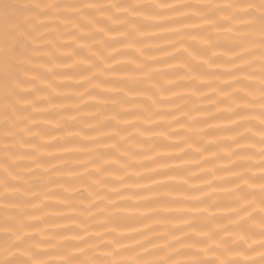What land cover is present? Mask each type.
Segmentation results:
<instances>
[{
  "label": "snow or ice",
  "instance_id": "obj_1",
  "mask_svg": "<svg viewBox=\"0 0 264 264\" xmlns=\"http://www.w3.org/2000/svg\"><path fill=\"white\" fill-rule=\"evenodd\" d=\"M141 8L149 9L152 13L145 19L178 25L176 28H161V31L175 37L168 41L173 49L168 57L176 63L169 64L168 67L174 70L184 69L191 75L178 76L176 81H166L167 84L178 86L186 79L187 84L191 86L192 95H199L200 87H211V81L206 83L202 80V76L214 75L204 70V66H207V69L220 67L217 63L219 58L213 49L226 44L232 51V56L226 61L231 65V69L225 73L232 79L226 86L240 87H233L231 95L234 97V106L227 109L229 124L227 130L234 133L229 139L235 145V148L227 153L228 167L205 173L212 176V179L204 180L202 186L197 187L189 183L190 180L198 178L197 174L189 173L185 176L187 169L183 166L194 163L199 167L201 161H193L185 157L193 150L195 154L207 150L206 147L196 146L197 140L193 138L203 132V129L196 127L199 122L189 112L183 111L182 106L173 105L175 110L189 122L187 127L189 134L180 135L177 143L167 145L176 149L178 154L158 152L153 157H147L146 159L156 164V167L147 168V176L137 173V180L147 179L149 183H137L135 186L145 190L168 189V182L181 180V183L168 191H157L152 203L171 195L172 191H198L199 196H186L183 201L186 206L179 209L186 216L180 221L183 227L174 226L171 232L154 231L144 223L147 217H141L136 222L143 224L145 230L152 232L151 237L144 236L135 228L129 229L132 233L130 236L112 235L117 233L120 224L128 219L120 213L127 210L123 207L126 200L132 199L129 196L125 200L121 196L120 189L113 187L103 195L99 192L94 193L98 199L90 202L89 207L95 208L96 215L103 217L102 226L103 224L115 226L105 228L103 232H89L82 221L75 226L80 231L70 236H60L58 259H43L42 257L49 253L42 250L41 245L50 244V240L37 239L39 230L34 222H43L35 213L44 205L43 202L39 205L33 203L38 199V194L30 186H11V181L17 180L20 175L13 173L12 169L19 165L16 159H11L9 155L11 148L6 145L4 158L0 161V171L4 173L3 178H0V188L3 189L0 191V201L5 202L0 204V225H2L0 226V264H264V0H227L225 3L195 5L185 3L122 5L117 2L69 4L61 0H27V2L0 0V125L6 129L5 139L10 136L20 137L21 148L29 145L33 149L20 159L27 158L35 169L41 168L39 146L31 145L30 140L25 139L26 136L38 135L32 130L36 126L33 113L39 99L37 94L43 91L37 86V82L47 83L46 74L40 71L45 67V63L41 62L52 63L77 56L80 51L78 48H72L66 55H56L60 48L68 47V44L62 41V37L68 36L73 43L92 41L91 44H83V48L97 46L111 49L107 56H100L95 52L92 55L96 56L106 69L112 70L113 65L108 64L107 60L117 51L112 47L116 41L97 40L96 37L98 35L108 37L112 33L123 39H128L133 34L145 35L143 31L145 24L137 20V17L142 15L138 12ZM181 9H195V11L188 14L180 11ZM166 13L175 15L168 16ZM153 27L161 26L156 24ZM132 46V44L124 45V47ZM137 51L142 52L141 49ZM249 57L251 59H248ZM257 61L258 85L251 79L255 73L247 71ZM81 63L88 65L83 69L84 71H90L95 66L88 60ZM114 63L119 65L118 61ZM60 66L69 67V65ZM141 68L143 65H137L136 70L139 71ZM237 73H245V75L237 76ZM47 74H51V69H48ZM142 75L152 88H157L161 93V99H168L163 95L162 88L151 83V71ZM88 79L85 77V80ZM91 79H95V73L92 74ZM119 83L123 86H113L108 90L124 92L125 87L129 86L127 81ZM132 83L135 85L138 82ZM47 86L51 87V84ZM212 91L215 93L217 89L213 88ZM172 96L179 98L177 93H172ZM147 98L152 105L159 103L150 95ZM112 103L115 105L117 101ZM141 110L149 112V115L153 114L148 107ZM253 111H257V114L251 115ZM119 116L121 113L113 115L111 119L117 120L118 124H130L128 120L118 119ZM208 118L213 117L209 115ZM256 121L258 123H255ZM148 122L152 121L149 119ZM100 126L112 127V124L110 120H105L100 122ZM87 127L89 130L93 129L92 125ZM121 131L122 129L115 127L110 136L107 133L100 135L106 139L119 136L120 141L131 138L130 135L128 137L120 135ZM140 134L143 135L142 132ZM158 135L168 139L177 134L168 133L165 136V133L161 132ZM86 138L95 142L94 137L86 136ZM102 147L118 150L119 142L104 144ZM123 155L128 154L125 152ZM254 156L259 157L258 163H249ZM104 157L105 153L98 151L93 160L84 161L81 166L91 164L94 171L85 167V174L97 177L92 180V185L106 188L104 174L105 166L109 161ZM169 159L178 160L180 164L173 166L163 162ZM118 162V159L112 161V163ZM131 166V164H120V169ZM34 168L27 167L29 175L33 174ZM252 169H258V172H253ZM218 171L227 172L228 178L217 176ZM157 176L164 179H153ZM128 179L127 173L116 176L117 182L125 189L131 187L124 183ZM217 180L232 185L230 189H219L230 198L227 203L212 198L218 191L214 186ZM24 183L31 184V181ZM105 200L107 203H104ZM8 201L14 202L8 203ZM211 209L226 214L217 215L210 211ZM88 218H93L91 213ZM64 231L72 232L73 229L65 227ZM81 231L83 235L80 234ZM177 232L179 234H176ZM123 239L131 240V244H122ZM154 240L160 243H154Z\"/></svg>",
  "mask_w": 264,
  "mask_h": 264
},
{
  "label": "bare ground",
  "instance_id": "obj_2",
  "mask_svg": "<svg viewBox=\"0 0 264 264\" xmlns=\"http://www.w3.org/2000/svg\"><path fill=\"white\" fill-rule=\"evenodd\" d=\"M22 2H27V0H22ZM61 2L69 4L117 2L122 5L156 3L195 5L225 3L227 0H61ZM180 11L190 14L195 9H181ZM138 12L142 15L138 16L137 20L145 24L143 29L145 35L133 34L128 39H123L112 33L108 37L102 35L96 37L97 40L116 41L112 47L117 51L113 52L111 58L107 60L108 64L113 65L112 70L106 69L104 64L92 55L95 52L97 55L107 56L111 49L97 46L83 48V44H91L92 41L85 40L73 43L68 36L62 37V41L66 42L68 47L60 48L56 55H66L72 48H78L80 51L77 56L52 63L41 62L45 63V67L40 71L46 74L47 83L40 84L37 82V86L43 91L37 94L39 99L33 113L36 126L32 130L38 135L25 137V139L30 140L31 145L39 146L38 155L42 164L41 168L35 169L27 158L20 159L25 153L32 152V147L25 145L21 148L19 145L20 137L18 136H10L5 139L6 129L0 125V161L4 158V148L7 145L11 148L9 154L11 159H16L19 165V167L12 169L13 173L20 175L17 180L11 181V186H30L38 194V199L33 203L39 205L43 202L44 205L35 213L36 216L42 218L43 222H34L35 227L39 230L37 239L50 240V244L41 245L42 250L49 253L42 257L43 259H58L60 236H70L74 232L80 231L75 226L82 221L88 227L89 232H103L105 228L115 226L108 224L102 226L103 217L96 215L95 208L89 207L90 202H95L98 199L94 193L99 192L100 195H103L104 192L113 187L120 189L121 196L125 200L129 196L132 199L126 200L123 207L127 210L120 213L121 216L128 219L123 221L117 228V233L112 235L130 236L132 233L129 229L135 228L144 236L151 237L153 233L145 230L143 224L136 222L141 217H147L144 223L148 224L154 231L171 232L174 230V226L176 228L183 227L180 221L186 216L179 209L186 206L183 204L186 196H199L198 191H172L171 195L152 203L151 201L155 200L157 191H168L181 183V180L168 182V189L145 190L135 186L137 183H149L147 179L137 180V173L147 176L146 169L156 167V164L150 163L146 159L147 157H153L158 152L169 155L178 154L176 149L169 148L167 145L177 143L180 135L189 134L187 131L189 122L181 116L180 112L175 110L173 105L182 106L183 111L189 112L199 122L196 127L203 129V132L193 138L197 140L196 146L206 147L207 150L200 154H195L193 150L185 157V159L201 161L199 167H196L194 163L183 166L187 169L184 173L185 176L189 173L197 174L198 178L190 180L189 183L197 187L202 186L204 180L212 179V176L205 173L213 169L227 168L229 165L227 153L230 149H234L235 145L229 139L234 133L227 130L229 128L227 109L234 106V97L231 95L233 87H240L236 85L233 87L226 86V84L231 83L232 79L231 76L225 74L231 69V65L226 61L232 56V51L228 49L226 44L213 49L219 58L217 63L220 67L207 69V66H204V70L214 74L202 76V80L206 83L211 81V87H200L199 95L193 96L191 86L187 84L186 79L178 86L166 83L168 80L176 81L178 76L187 77L191 75L184 69L174 70L168 67L169 64L176 63L168 57V54L173 51L168 41L175 39V37L161 31V28H176L178 25L145 19L152 14L146 8L138 9ZM166 15L174 16L175 14L166 13ZM156 24H160L161 27H153ZM127 44L133 46L124 47ZM137 49H141L142 52H138ZM84 60H88L95 66L90 71H84L83 69L88 67L87 64L81 63ZM114 61H118L119 65H116ZM60 65H69V67ZM137 65H143V68L137 71ZM48 69H51V74H47ZM149 71H151V83H155L158 88L164 90L163 95L168 97L167 100L161 99V93L157 88H152L151 84L145 80L142 73ZM247 71L255 73L251 79L258 85V61L252 64ZM93 73H95V79H91ZM236 75L244 76L245 73H237ZM85 77L89 79L85 80ZM120 81L128 82L129 86L125 87L124 92L108 90L113 86H123L119 83ZM133 81L138 83L133 85ZM49 83L51 87L47 86ZM213 88L217 89L215 93L212 91ZM85 92L88 94H84ZM125 93L128 94L125 95ZM172 93H177L179 98L172 96ZM148 95L159 103L152 105L147 98ZM256 95H259L258 89ZM113 101H117V103L114 105ZM144 107L150 108L153 114L149 115V112L142 111L141 109ZM257 111L250 114L256 115ZM117 113H121L118 119L128 120L130 124H118L117 120H112V116ZM123 113L127 114L124 115ZM209 115L213 118L209 119ZM149 119L152 121L151 123L148 122ZM105 120H110L112 127H101L100 122ZM87 125H92L93 129L89 130ZM115 127L122 129L120 135L125 137L130 135L131 138L120 141L119 136L106 139L100 135V133H107L110 136ZM141 132L143 135L140 134ZM161 132L165 133V136L168 133H176L177 135L165 139L158 135ZM86 136L94 137L95 142L87 139ZM116 142H119L118 150L102 147L104 144L111 145ZM181 146L183 147V145ZM98 151L104 152V158L109 161L105 166L104 174V179L107 182L106 188L92 185V180L97 177H90L85 174V167L94 171L91 164L81 166L82 162L93 160ZM125 152L128 155H123ZM117 159L118 163H112L113 160ZM258 161L259 157L254 156L249 163L255 164ZM163 162L173 166L180 164V161L174 159ZM120 164H131L132 166L120 169ZM27 167L34 168L32 175L28 174ZM46 169L47 171H45ZM233 171H237V169H233ZM252 171L258 172V169H252ZM125 173L128 174L129 179L124 183L131 185L127 189L123 188L116 180V176H122ZM3 175L4 173L0 171V178H3ZM216 175L228 178V173L225 171H218ZM153 179L163 180L164 177L157 176ZM25 181H31V184H25ZM214 186L218 191L212 198L227 203L230 198L219 189H230L232 185L217 180ZM0 191L3 189L0 188ZM205 191L209 190L205 189ZM113 199L119 198L113 197ZM13 202L8 201V203ZM3 203L5 202L0 201V204ZM104 203L107 201L105 200ZM85 209L87 211H84ZM166 209H170V211H166ZM210 211L217 215L226 214L217 212L216 209ZM89 213L93 218H88ZM98 221L101 223H97ZM65 227L72 228L73 231L66 232L64 231ZM80 234L83 235V232L81 231ZM136 239H140V237H136ZM153 242L160 243L157 240ZM121 243L130 245L131 240L123 239Z\"/></svg>",
  "mask_w": 264,
  "mask_h": 264
}]
</instances>
